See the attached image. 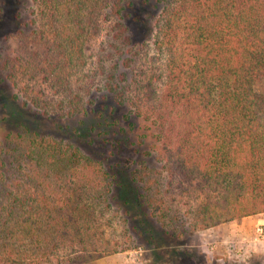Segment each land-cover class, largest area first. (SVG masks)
Segmentation results:
<instances>
[{
    "label": "trees",
    "instance_id": "trees-1",
    "mask_svg": "<svg viewBox=\"0 0 264 264\" xmlns=\"http://www.w3.org/2000/svg\"><path fill=\"white\" fill-rule=\"evenodd\" d=\"M134 1L32 0L33 22L41 21L48 32L47 47L35 56L14 59L0 49V82L18 86L21 80L24 104L45 116L85 113L97 76L87 70V47L105 28L121 59L123 48L131 44L121 20ZM141 2L160 6L152 44L163 63L153 82L135 75L127 88L134 116L149 122L147 128L159 143L162 182L150 176L146 165L139 187L128 180L132 195L131 200L121 195L124 205L137 207L143 224L146 218L159 224L158 229H146L150 245L160 241V230L175 242L185 234L177 225L179 208L167 206L171 201L183 206L191 230L263 213L264 0ZM127 52L131 56L124 57L123 64L129 67L137 51L130 46ZM36 77L43 88L32 84ZM109 85L123 104L125 90ZM124 116L130 118L129 113ZM18 134L23 144L1 148L0 264H44L67 246L88 250L85 239L65 240L74 228L79 236L80 229L85 233L89 228L83 214L89 216L90 203L78 194L70 199H75L70 207L60 208L43 184L76 177L87 168V180L105 184L106 190L126 184L120 185L116 172L94 167V161L71 144L38 133ZM157 183L164 186L159 198L153 190Z\"/></svg>",
    "mask_w": 264,
    "mask_h": 264
},
{
    "label": "rangeland",
    "instance_id": "rangeland-1",
    "mask_svg": "<svg viewBox=\"0 0 264 264\" xmlns=\"http://www.w3.org/2000/svg\"><path fill=\"white\" fill-rule=\"evenodd\" d=\"M159 9L160 6L158 8L135 0L134 5L125 10L121 21L127 27L131 44L123 48L121 59L110 45L111 34L108 30L103 28L102 33L92 39L87 47V70L97 73V76L91 94L86 97L91 102L86 104L85 113L71 117L57 114L45 116L24 104L21 80L18 86L10 80L0 82V156L4 154L1 148H5V144L24 143H20L22 138L18 136L19 132L47 135L75 146L81 154L94 161V167L99 164L106 172H116L120 185L126 184V188L113 184L111 190H106L105 184L97 185L96 181L87 180L91 176L88 168L81 169L76 177L52 178L49 185L44 183L43 189L60 208L70 207L75 200L70 199L78 194H83L91 205L89 216L83 214V217H87L86 226L89 228L85 233L79 230L83 236H79L78 230L74 231L77 228H74L65 240L67 243L72 238L74 241L85 239L88 250L80 251L74 247L73 251L68 246L59 248L44 264H264V242L252 245L249 241L255 225L264 223V212L191 230L187 218L182 215L183 206L176 200L174 203L171 201L167 206L171 205L172 210L179 208L180 222L177 225L185 234L175 242L160 230V241L150 245L146 243V229L151 226L158 229L159 224L151 218H146L147 224H143L137 207L124 205L121 198L122 195L131 200L127 182L132 181L133 185L139 187L142 184L140 178L146 177V165L150 167V176L162 182L159 143L151 134L153 129L147 128L149 122L134 116L135 108L127 88L128 81L135 75H145L153 82V78L160 73L163 59L152 44L153 23ZM34 10L32 0H0V49L6 58L29 57L47 47L48 32H45L41 21L33 22ZM109 22L105 21L104 24L108 25ZM39 31L43 32L40 34ZM130 46L137 52L133 56L134 62L128 67L123 64V58L131 56L127 52ZM109 82L115 85L117 91L125 90L127 99L123 104H119L115 93L109 91ZM32 84L34 87H44L40 77H36ZM127 113L129 119L124 116ZM8 132H11L10 136H7ZM144 133L146 138L142 140ZM159 189L162 191L157 193ZM153 190L159 198L164 186L157 183ZM250 218L254 221L247 223V235L240 232L245 230L239 229V224L246 225L242 222ZM81 223L85 225V222Z\"/></svg>",
    "mask_w": 264,
    "mask_h": 264
},
{
    "label": "built area",
    "instance_id": "built-area-1",
    "mask_svg": "<svg viewBox=\"0 0 264 264\" xmlns=\"http://www.w3.org/2000/svg\"><path fill=\"white\" fill-rule=\"evenodd\" d=\"M249 241H251L252 245L264 242V223H258L255 225L254 233Z\"/></svg>",
    "mask_w": 264,
    "mask_h": 264
},
{
    "label": "crops",
    "instance_id": "crops-1",
    "mask_svg": "<svg viewBox=\"0 0 264 264\" xmlns=\"http://www.w3.org/2000/svg\"><path fill=\"white\" fill-rule=\"evenodd\" d=\"M261 214V213H260ZM251 216V215H250ZM250 216H246V217H244V218H247V217H250ZM257 219V218H256ZM260 220L262 219V218H259ZM262 220H264V219H262ZM252 221H254V219H246L245 221H243L242 223H245L246 225H243V224H239L240 225V228L239 229H242L243 230V228H244V230L245 231H241L240 230V232H243L244 234H249V231H248V224L247 223H252ZM247 226V227H246Z\"/></svg>",
    "mask_w": 264,
    "mask_h": 264
}]
</instances>
